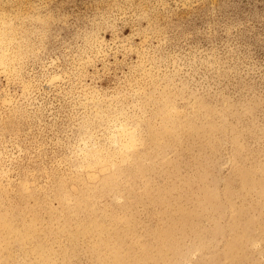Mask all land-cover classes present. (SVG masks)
<instances>
[{
  "label": "rangeland",
  "instance_id": "1",
  "mask_svg": "<svg viewBox=\"0 0 264 264\" xmlns=\"http://www.w3.org/2000/svg\"><path fill=\"white\" fill-rule=\"evenodd\" d=\"M0 52V264H264V0H0Z\"/></svg>",
  "mask_w": 264,
  "mask_h": 264
},
{
  "label": "bare ground",
  "instance_id": "2",
  "mask_svg": "<svg viewBox=\"0 0 264 264\" xmlns=\"http://www.w3.org/2000/svg\"><path fill=\"white\" fill-rule=\"evenodd\" d=\"M0 53H2V52H0ZM2 61H3V59H2V57L0 55V62H2ZM168 106H166V107L168 108ZM109 121H110V119H109ZM162 121H163V119H162ZM166 123H167V121H166ZM173 129L174 128L171 125H169V124H161V125H159L157 127V129H152L151 138H152L153 144H156V145H159V146L167 145L168 142L171 139H174V137H175V133L173 132ZM94 135L95 134L93 132H91L90 129H88V130H86L84 132V134L82 136H80L77 139V143H76V150H78L77 151L78 153L80 152V156L82 158V162H83L87 172H91L92 170H95L94 166H98L100 170L103 169L105 166L106 167L108 165L111 166L112 165V161H114V159H117L118 157L122 156V154L125 152V150L127 148H129L130 146H132L137 140L136 130L131 128L124 121H122L120 123H117V124L110 125L109 127H105V130L102 131V134H101L102 137L101 138L99 137L100 140L95 139ZM107 144L109 146H106ZM84 148H87V150L84 151ZM93 173H94V171H93ZM89 196H91V195H89ZM78 200H79V198H78ZM87 201H89V200H87ZM87 207H85V208L87 209ZM90 208L91 207H89V209ZM96 219L94 218V219L91 220L92 221L91 222L92 225L90 224L91 226H88L86 230H88L89 232H92V233L96 232L97 229L99 231L102 230V227L100 228V226L97 224ZM7 225H9V224H7ZM86 230H85V232H86ZM7 231H8V229H7ZM45 252H47V251H45Z\"/></svg>",
  "mask_w": 264,
  "mask_h": 264
}]
</instances>
